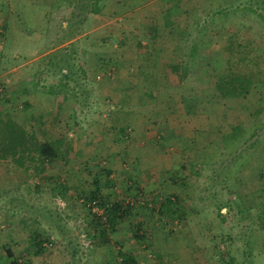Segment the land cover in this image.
<instances>
[{"label":"rangeland","instance_id":"obj_1","mask_svg":"<svg viewBox=\"0 0 264 264\" xmlns=\"http://www.w3.org/2000/svg\"><path fill=\"white\" fill-rule=\"evenodd\" d=\"M219 1L239 2L0 0V120L64 156L0 159V264L9 247L20 264H264V228L229 211L263 207L264 84L215 86L229 64L264 71V25L245 8L214 21ZM170 64L190 70L168 88ZM96 188L100 215L131 204L106 235Z\"/></svg>","mask_w":264,"mask_h":264},{"label":"trees","instance_id":"obj_2","mask_svg":"<svg viewBox=\"0 0 264 264\" xmlns=\"http://www.w3.org/2000/svg\"><path fill=\"white\" fill-rule=\"evenodd\" d=\"M101 0H93L91 12L98 13L101 11V7L99 2ZM219 1L221 6L213 12V20L224 18L223 23L227 20L228 16L235 12L237 9L245 8V10L250 11L258 16V18L262 21L264 25V0H239V2H232L229 5L223 6V2ZM257 2V4H255ZM172 14V12H171ZM217 17V18H216ZM222 17V18H221ZM167 24H169L167 22ZM156 31V30H155ZM180 32V30H178ZM157 32V31H156ZM228 40L232 45L236 42L235 36L230 34ZM238 46H246L244 42H239ZM248 46H251L248 43ZM197 46H194L192 54L195 53ZM232 49V47L230 48ZM197 55H195L196 58ZM238 60L246 63V57H239ZM196 69L198 66L195 65ZM187 70V71H186ZM190 68L185 67L182 69L177 64H170L166 67V76H167V85L168 88L172 87L171 85L182 83L184 76L187 74ZM255 76H259V80L255 81ZM260 82L259 84H264V71L256 72H244V71H236L232 64L226 66L222 73H218L217 81L215 83L216 90L218 93L227 99L233 98H244L246 97L254 88L255 83ZM53 89V88H51ZM264 112V105L260 106L256 109L255 114L260 115V113ZM264 126V123L262 127ZM255 133V131L253 132ZM235 134V133H234ZM233 134V136H235ZM66 154L68 156L71 155L72 150L71 146H66ZM62 146L58 141H45L40 142L37 139V136L32 131H28L25 126L20 125L17 121H15L14 117H7L6 119L0 120V159L12 158L16 164L20 166H26V161H32L34 159H41L45 157L57 158L64 157L62 154ZM100 188H96V190L91 192L90 197L87 199L89 204L92 201H100L99 196ZM166 203H174V200L167 199ZM236 203V202H235ZM237 204V203H236ZM263 207L260 210L261 203L257 205V208H241L239 204L237 207L234 205H230L229 208L231 214L236 217L239 213L240 216L237 221L240 223L239 226L242 228H246L249 226L250 222L257 221L260 226L264 228V203ZM130 205L128 201L118 202L115 201L113 204L105 207L104 214H94V222L100 223L102 228L108 225L109 227L115 229L116 226L122 222L127 214L130 211ZM227 205V204H225ZM256 210V211H255ZM218 214L222 215V207L220 206L218 209ZM103 235H106L107 231L105 228L101 230ZM229 238H231L229 236ZM252 240L249 245H251ZM44 240L41 239V235L35 234L34 237V245L37 247V253L42 252L44 250L43 247ZM9 258H12L11 264H20L18 259L15 258L13 251L11 248H7L6 251ZM123 259L122 263L136 264V261L129 255H125L121 257ZM233 260V259H231Z\"/></svg>","mask_w":264,"mask_h":264},{"label":"built area","instance_id":"obj_3","mask_svg":"<svg viewBox=\"0 0 264 264\" xmlns=\"http://www.w3.org/2000/svg\"><path fill=\"white\" fill-rule=\"evenodd\" d=\"M98 201H92L89 205L93 208V213L99 214L98 212L96 213V207L98 206ZM121 263L120 264H129V263H122L123 259L121 258Z\"/></svg>","mask_w":264,"mask_h":264}]
</instances>
